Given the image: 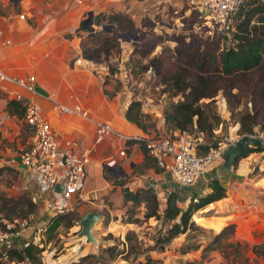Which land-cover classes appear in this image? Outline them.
Segmentation results:
<instances>
[{
    "label": "rangeland",
    "instance_id": "obj_1",
    "mask_svg": "<svg viewBox=\"0 0 264 264\" xmlns=\"http://www.w3.org/2000/svg\"><path fill=\"white\" fill-rule=\"evenodd\" d=\"M89 10H93L95 31L83 26ZM126 31L136 34L138 39L127 40L118 36V33ZM230 35L223 32L216 20L189 5L188 0H126L118 10L99 8L89 0H0V67L14 74L33 73L40 79L50 48H55L54 52L59 56L53 67L63 68L67 79L78 92L89 91L91 97L97 93V100L104 98L105 105L115 106L118 111L125 110L130 101L139 100L143 112L141 120L151 135L169 134L173 126L163 122L165 111L172 102L182 98L180 92L176 93L177 86L170 81L164 83V78L176 72L177 65L187 66V60L193 70L190 56H199L204 50L219 57L223 46L231 42L233 35ZM159 54L168 56L159 71L158 62H151V66L146 68L150 58ZM77 57L81 58L80 64L73 63ZM216 65H205L203 72L212 82L210 89L218 90L212 100L203 97L201 102L211 100L210 112L218 116V123L212 134L188 130L201 150L204 149L203 144L214 141L218 144L219 141L236 140L243 136L238 133V116L251 106L250 96L254 93L251 90L256 91L259 86H264V59L249 71L231 75L222 73ZM63 72L51 71L44 76L51 93L60 100L61 96L67 100L69 87L67 83H62ZM260 99L263 108L264 97ZM3 112L5 108L0 109V113ZM262 116L263 112H260L258 120H264ZM5 117L6 120L0 122V154H14L18 158V153L27 142L29 128L23 117L9 113ZM255 128L253 135L264 137V129L259 126ZM7 162L0 165V225L20 230L30 223L28 215L35 209L30 207L29 201L32 199L18 169ZM251 166H255L252 173H262L259 163H252ZM182 198L186 199L180 203L184 207L190 197L183 192ZM228 198L229 201L230 196ZM217 206L224 208V204ZM132 209L135 212L130 215ZM123 210L121 215L118 214L122 221L134 217L140 220L119 226L122 232L120 237L99 231L101 235L95 261L109 262L106 244L120 242L129 229L134 230L145 242L142 246H146L148 238L158 227L163 230L170 224L154 217L141 221L145 211L143 202L133 206L130 201ZM214 210L215 207L205 213L196 210L192 216L195 226L179 233L165 246L163 254L158 257L161 259L159 264H264V243L255 244L259 245L262 253L257 255L253 251L254 240L239 239V232L228 217L229 223L221 228L218 227L221 221L223 224L226 222L224 218H220V222L206 219ZM74 212L75 216L70 213L64 217L63 225L72 216L76 217ZM219 212L222 214L223 210ZM241 226L248 228L246 223ZM67 229V226L59 225L51 233V243L41 245L44 247L41 252L44 264L51 259L53 252L59 253L73 243L69 240L73 233L67 236ZM49 234L45 233L44 237L47 238ZM118 257L116 259L121 264H139L138 261L143 259L142 256L130 257L124 262Z\"/></svg>",
    "mask_w": 264,
    "mask_h": 264
},
{
    "label": "crops",
    "instance_id": "obj_2",
    "mask_svg": "<svg viewBox=\"0 0 264 264\" xmlns=\"http://www.w3.org/2000/svg\"><path fill=\"white\" fill-rule=\"evenodd\" d=\"M89 1L102 9L118 10L126 0ZM54 51L55 48H50L44 69L40 72L41 77L37 79L36 92L30 93V96L43 106L45 116L51 124L52 122H57V126L60 127L63 122L61 126L62 130L76 129L83 134V141L80 142L79 147L85 146L91 148L89 161L85 164L87 179L81 190V194L74 196L67 202V205H62L58 202L54 191L43 186L36 176L30 174L29 171L21 166L19 163L20 152L18 153V158L14 154L13 156H8L1 153L0 165L8 161L18 169L25 187L30 193L35 210L28 215L29 220L31 219L28 225H23L20 229L21 231L18 230L17 234L11 240L0 244V253L9 247L22 248L30 241L39 243L40 245L44 243L50 244L52 238H48V236L45 238L44 234L48 233L47 228L51 223L52 217L60 211L73 209L77 212V218L79 220L87 211L93 209L98 210L102 213V217L94 223L92 228L98 244L95 245L93 242H86L84 237L78 236L80 225L78 220H76V223L67 227L68 229L65 233L67 236L73 233L72 238L69 239L73 243L69 244L68 247L66 246V250L63 248L59 253L53 252L51 259H48L47 263H45L67 264L79 260L78 258L85 254H96L99 246L100 233L102 231L103 233H113L119 237L122 235L118 227L125 222L121 220L120 215L124 211V206L130 203V201L126 202L124 199L122 187L127 186L131 190L146 187L154 188L158 194L159 207L161 209L165 207L167 194L175 188L176 184L172 181L166 170L157 166L153 157L143 149V146L139 142L136 141L127 144L124 137L117 135V133L122 136L150 134L143 131L133 122L128 121L124 115L125 110L118 111L115 106L110 107L109 105H105V102L103 103L105 101L104 98L97 100V93H94V97H91L89 91L84 92L81 90L78 92L68 80L66 71L63 68L57 69L53 67L57 56H59ZM56 70L57 73L64 71L62 74V83H67L66 85L69 87V98L65 100L61 96V99L66 102L74 99L81 102L89 108L92 116L91 119L59 114L52 101L53 92L51 93L48 89V81L44 76L47 72L52 71L54 73ZM5 104L6 102L1 104L0 109L4 110ZM7 115L6 109L3 114L0 113V122L6 120L5 116ZM56 119L60 121L58 122ZM96 119L110 123L114 132L103 140L96 141ZM64 135L73 138L71 133ZM167 135L184 137L188 135V132L180 131L178 128L172 127ZM121 150H124L123 154L120 153ZM262 154L261 151H252L247 155L239 156L234 161L235 163L232 164L231 169L223 177L219 178L226 188V195L198 209V211L205 213L215 207V210L209 213L206 219L212 222H220V218H224L226 222L223 224V221H221L218 228L224 227L226 223L230 222L238 230L237 237L239 239L249 240L252 238L254 240L252 246L257 243H264V157ZM221 161L222 159L217 161L210 169L203 172L193 184L184 187L178 185V188L183 190L186 196H190L193 192L198 194L201 192L202 194L206 193L209 190L207 181L211 175L214 177L215 168ZM252 163H259L262 173H252L255 167L251 166ZM228 196H230L229 201ZM217 204H224L225 209L217 208ZM220 210H223L222 214L219 212ZM108 213L110 214L109 218H107ZM227 217L229 218V222L227 221ZM243 223H246L248 228L243 229L241 226ZM60 226L64 227L63 224H60ZM208 226L211 227L209 223ZM73 236H75V239ZM40 237H43L42 240ZM108 245L110 243L106 244V246ZM163 252V250H149V254L155 258L160 257ZM118 258L124 262L127 261L123 257L121 258L119 256ZM93 264H98V262ZM111 264H121V262H118L115 258Z\"/></svg>",
    "mask_w": 264,
    "mask_h": 264
},
{
    "label": "trees",
    "instance_id": "obj_3",
    "mask_svg": "<svg viewBox=\"0 0 264 264\" xmlns=\"http://www.w3.org/2000/svg\"><path fill=\"white\" fill-rule=\"evenodd\" d=\"M235 19L236 23L234 24L231 42L223 46L219 57H215L212 52L207 50L200 52L199 56H190L191 53L189 52L194 69L192 70V68L188 66L190 61L187 60L185 61L187 66L181 64L177 65V71L164 78V83L169 81L172 82V85L177 86L176 93L180 92L182 95L181 99L172 102L166 109L164 123H170L180 131L188 132V130H196L201 133L207 132L212 134L214 127L218 123V116L210 112L211 100L218 89H210L212 82L209 80L208 75H205L203 72L205 70V65L217 64L218 70L226 75H231L236 72L249 71L263 62L264 0H245L236 13ZM97 23H99V21H97ZM167 58V55L166 57L161 54L154 55L146 64V68L151 66V62H158L157 70L159 71V68L163 66ZM251 91L254 92L252 94H255H251L250 96L251 106L238 116V121L240 122L238 133L241 135L255 134L256 126H259L260 129H264V120H258L260 112H263L262 117H264V107L261 108L260 102V98L264 97V94H262L264 92V86L262 88L259 86L256 91ZM203 97L210 98L211 100L201 102V98ZM5 109L9 114L23 117L24 105L15 99H8L5 104ZM124 115L128 121L133 122L143 131L148 132L146 125L141 120L143 112L139 100L130 101L125 108ZM136 141L139 142L146 151L141 140L136 138L126 139L127 144ZM216 143L217 141L212 142V144H203V150L199 149V146L196 145L200 152H204L211 146L216 145ZM252 151H260V149L255 146H248L242 153V156ZM207 185L209 186V190L205 194L199 195L193 192V194L189 196L190 199L187 205L183 207L180 203L186 200L182 198V193L184 191L178 188L176 184L175 188L167 194L166 204L162 211L159 209V197L154 188L146 187L131 190L127 186L122 187L126 202L131 201L133 206L141 202L144 203L145 211L141 221H147L149 218L154 217L156 219H162L163 221H169L170 224L163 230L162 227H158L150 238H148L149 243L146 246H142L145 242L139 238L134 230L129 229L123 240L120 239V242H114L107 246L106 249L109 253V262L114 260L117 256H121L125 259L142 256L143 259L138 261L139 264H159L161 259L152 257L149 254V250H164L165 246L179 233L186 232L189 228L195 226L192 216L196 210L226 195V188L219 178L211 175L207 181ZM194 198L197 199L194 200ZM29 204L30 207H34L32 201H29ZM29 210H32V208ZM129 212L130 215H132L135 210L132 209ZM70 213L75 216L74 210L67 209L58 212L52 217L51 223L47 228L48 233H50L48 238H51V233L63 223L62 220L64 217ZM74 216L64 225L69 227L76 223L75 221L78 220L77 212L76 217ZM138 220H140L139 217H134L126 219L125 222H135ZM119 244H122V246L120 247ZM43 249V246L33 241L28 242L22 248L9 247L0 253V264H44L41 259V252H43ZM253 251L257 255L262 254L259 250V245H253ZM96 257L97 254H85L81 256L79 260L67 264H93ZM89 258L91 259L85 262ZM95 262H98V264H109V262L103 263L101 260Z\"/></svg>",
    "mask_w": 264,
    "mask_h": 264
},
{
    "label": "built area",
    "instance_id": "obj_4",
    "mask_svg": "<svg viewBox=\"0 0 264 264\" xmlns=\"http://www.w3.org/2000/svg\"><path fill=\"white\" fill-rule=\"evenodd\" d=\"M245 0H188L189 5L210 16L226 34H233L236 13ZM24 15L22 14V17ZM10 43V41H7ZM6 44V42L4 43ZM81 63L77 57L74 64ZM37 78L33 73L14 74L0 68V106L8 99H15L24 105L23 119L29 128L27 142L19 154V163L30 174L36 176L47 189L54 191L57 183L62 184L60 192L54 191L60 204L67 205L74 196L81 194L87 179L86 163L90 158V147L80 146V142L56 131L45 116L43 106L30 96L36 92ZM52 101L59 114L70 117L91 119L88 107L75 99L66 102L54 94ZM96 141L103 140L114 132L110 123L96 119ZM136 138L143 142L147 153L153 157L158 167L166 170L172 181L179 186H189L205 171L221 160L222 152L235 139L219 141L208 150L200 152L195 139L188 133L184 137L171 135L122 136ZM62 145L60 171L53 159ZM121 154L124 150L120 151ZM49 156L50 161H43ZM197 198H194L196 200ZM69 206V205H68ZM73 210V209H70ZM18 230L0 225V244L11 240Z\"/></svg>",
    "mask_w": 264,
    "mask_h": 264
},
{
    "label": "water",
    "instance_id": "obj_5",
    "mask_svg": "<svg viewBox=\"0 0 264 264\" xmlns=\"http://www.w3.org/2000/svg\"><path fill=\"white\" fill-rule=\"evenodd\" d=\"M92 15H93V10H89L88 17L83 20V26H85L90 31H95ZM126 35H131V37L129 36L125 37ZM118 36L121 37L122 39L126 38L127 40H130L131 38L138 39V36L130 31H126L124 33H118ZM56 120L58 122L60 121L59 119H56ZM51 125L56 131L62 134L71 133L73 138L76 141L78 142L83 141V134L79 132L78 130L76 129L62 130L61 126L60 127L57 126V122L56 123L52 122ZM248 146H255L259 148L260 150H262L263 151L262 156L264 157V137L256 136V135H243L240 138H238L234 143H231L228 147L224 149V151L222 152V156H221L222 161L220 162L218 166H216L215 171H214V177H217V178L223 177V175L231 169L234 161L239 156L242 155V153ZM62 150H63V146L60 145L57 149V156L55 159H53L54 166L57 171H60L61 169ZM50 160L51 159L49 156L43 157V161H50ZM61 190H62V184L57 183L54 186V191L60 192ZM101 217H102V213L95 209L89 210L86 213H84L78 220L79 225H80L78 236L84 237L86 242H93L95 245H97L98 240L93 234L92 228L94 226V223L98 221L99 219H101Z\"/></svg>",
    "mask_w": 264,
    "mask_h": 264
}]
</instances>
